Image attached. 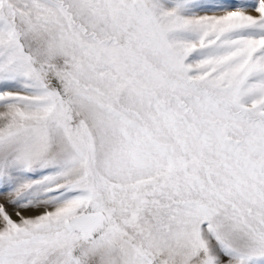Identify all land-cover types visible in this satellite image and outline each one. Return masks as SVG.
Listing matches in <instances>:
<instances>
[{"label": "snow or ice", "instance_id": "1", "mask_svg": "<svg viewBox=\"0 0 264 264\" xmlns=\"http://www.w3.org/2000/svg\"><path fill=\"white\" fill-rule=\"evenodd\" d=\"M0 264H264V0H0Z\"/></svg>", "mask_w": 264, "mask_h": 264}, {"label": "rangeland", "instance_id": "2", "mask_svg": "<svg viewBox=\"0 0 264 264\" xmlns=\"http://www.w3.org/2000/svg\"><path fill=\"white\" fill-rule=\"evenodd\" d=\"M15 218V217H14Z\"/></svg>", "mask_w": 264, "mask_h": 264}]
</instances>
